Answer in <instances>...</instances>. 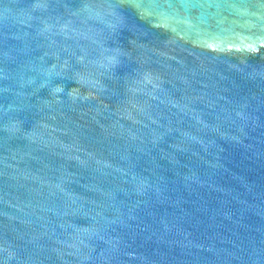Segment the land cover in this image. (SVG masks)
Returning a JSON list of instances; mask_svg holds the SVG:
<instances>
[{
	"label": "water",
	"instance_id": "95a60500",
	"mask_svg": "<svg viewBox=\"0 0 264 264\" xmlns=\"http://www.w3.org/2000/svg\"><path fill=\"white\" fill-rule=\"evenodd\" d=\"M0 264H264V0H0Z\"/></svg>",
	"mask_w": 264,
	"mask_h": 264
}]
</instances>
